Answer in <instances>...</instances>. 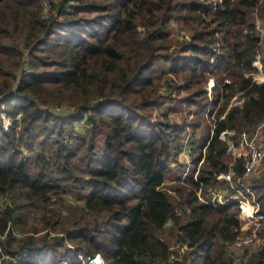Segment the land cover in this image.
Returning <instances> with one entry per match:
<instances>
[{
	"label": "trees",
	"instance_id": "1",
	"mask_svg": "<svg viewBox=\"0 0 264 264\" xmlns=\"http://www.w3.org/2000/svg\"><path fill=\"white\" fill-rule=\"evenodd\" d=\"M43 3L0 0V248L15 252L0 264H81L77 255L96 254L107 264H264L263 221L245 232L262 227L258 248L242 246L237 259L238 203L203 204L195 192L230 169L234 183L244 176L245 156L229 165L219 135L233 131L237 148L264 121L251 20L264 18V4L47 0L44 12ZM172 23L189 37L172 44ZM162 61L180 78L167 80L168 95L155 80ZM235 94L242 104L228 107ZM165 102L181 124L168 111L153 120ZM183 146L191 175L170 194L164 176ZM247 185L264 216V177Z\"/></svg>",
	"mask_w": 264,
	"mask_h": 264
},
{
	"label": "rangeland",
	"instance_id": "2",
	"mask_svg": "<svg viewBox=\"0 0 264 264\" xmlns=\"http://www.w3.org/2000/svg\"><path fill=\"white\" fill-rule=\"evenodd\" d=\"M53 1H57V0H53ZM199 1H203L204 3L206 4H210L212 3L213 5L214 4H217L219 0H199ZM260 3L264 4V0H259ZM45 3H43L44 5V12L48 11V4H47V0H45ZM251 20L255 23L256 25V34L259 36L260 38V49L257 50V54L255 56V59L253 62H255L253 64V67L256 69V72L253 73V77H254V80L257 81V82H261V81H264V18H259L258 15H257V12L255 11V14L251 17ZM189 33L186 32L181 25L179 24H176V23H172L171 25V34H170V38L172 40V44H175L177 41H181L182 39L184 38H188L189 37ZM171 66L170 63H166V62H159L157 64V67H156V75H155V80L158 82V84L161 86L160 90L162 91L163 95H168V90L167 88L165 87L166 85V82L168 80L169 83H171L170 81L172 82H175V83H180V78L178 79H172L171 77L172 76H169V67ZM209 84H212V86L210 87ZM215 83L212 80L208 81L205 86L203 87V89L206 91V96L207 97H212V92H213V89H214V86ZM166 88V89H165ZM172 97H175V94L173 93L172 94ZM244 98L240 97L238 94H235L230 102H229V105L228 107H231V106H238V105H241ZM174 103H170V102H165V104H162L160 107H155L152 109L151 111V114H152V117H153V120H156V119H160L161 118V114H163L165 111H168L167 112V116L169 119L171 120H174L177 124H181V116L179 115V113H172V111H169L170 109H172L174 107ZM65 108V107H63ZM3 121L5 122V124L8 123V121L6 119H3ZM233 132V131H232ZM234 133V132H233ZM242 141H246V143L248 142H252L254 144V147L257 148V149H261L264 153V121L263 123L260 124V126L256 127L251 133H246V132H243L240 136H239V144H238V147L237 148H234L235 150V153L236 155H233L232 153L230 154H226V159L225 161L230 165L232 164L235 159L237 158L236 156L239 155L240 153H242L244 156H247L249 154V152L246 150V146L244 145L245 142H242ZM225 142V141H224ZM184 146L182 147V149L180 150L179 152V155H178V159H179V162L180 163H184L185 164V169L182 170L184 167L180 165L179 162H173L170 166V169L169 171L165 174L164 176V182H163V185H162V189L164 191H166L167 193H170L172 194V190L173 188L179 186V185H182L183 184V181L185 179H187V177H189V175H191V167H190V164L189 162L186 161V158L183 156V154H188L185 150H183ZM189 158L192 160V155L191 154H188ZM199 167V166H198ZM197 171V170H196ZM198 173V171H197ZM264 161H263V164L259 167L258 169V174H256V177L255 178H260L261 176L264 177ZM263 174V175H262ZM254 179V178H253ZM213 185H210L209 187H211ZM227 191L226 193L227 194H230L233 190V188L230 187V185L228 184L227 185ZM197 197V196H196ZM66 199L68 201H71L75 204H78L77 200H75L72 195H67L66 196ZM197 199L200 201V199L197 197ZM253 200H254V197H253ZM253 200H252V205L256 206L254 203H253ZM201 203H203L202 201H200ZM80 204V203H79ZM205 204V203H203ZM238 216L240 218V221H241V226H242V235L244 236L241 240V243L240 242V245L238 246H232V251L235 255V257L238 259L241 255H242V246H245L247 247L250 251H255V249L258 248V246L260 245L261 243V240L257 239L256 238V232L261 230V226H256L253 230H251V236H246L245 232L247 231V229L250 227L251 224L254 223V220L253 218H248V217H244L241 215L240 213V207L238 205ZM256 209H257V206H256ZM257 212V211H256ZM259 221H263L262 223H264V219L262 220H259ZM170 225L167 226V230H166V233H168L170 227ZM68 247H72V245L70 244H67ZM9 258H12L13 257H10L8 255V257L6 258L9 259ZM68 259H66L65 261H67ZM63 262V261H62ZM60 264V262H59Z\"/></svg>",
	"mask_w": 264,
	"mask_h": 264
},
{
	"label": "built area",
	"instance_id": "3",
	"mask_svg": "<svg viewBox=\"0 0 264 264\" xmlns=\"http://www.w3.org/2000/svg\"><path fill=\"white\" fill-rule=\"evenodd\" d=\"M256 62V61H255ZM253 62V64L255 63ZM255 65V64H254ZM211 87L212 84H209ZM243 100V99H242ZM263 123V122H262ZM234 133L232 131H224L221 132L219 135V139L222 141H225L227 144V154H233L236 155L233 141L231 140V137ZM241 140V139H240ZM242 141V140H241ZM245 142L246 150L249 152L247 156L244 158V176L243 178H238L236 183L233 182V176L234 173L230 169L226 174H219L216 176L217 183L213 184L211 187H204L200 186L195 192L196 196L205 204L216 206V205H223L230 202H237L240 207V213L244 217L253 218L254 220H262L264 219V216H257L256 215V206L252 205L253 200V193L248 189V185L244 182V177L246 175H249L250 173L258 174L259 167L263 164L264 161V153L261 149H257L254 147V144L250 141L246 143ZM188 154L189 153V146H185L183 148ZM188 154H183V156L186 158V161L191 162V159L189 158ZM198 171V166L196 168ZM193 173L192 177L193 179H197V171ZM227 182L231 188H233L232 192L230 194H227V188H221L218 182ZM235 184H238L240 188L236 187ZM247 194H245L243 192ZM0 238L3 239L4 235H0ZM240 245V242H234L233 246ZM71 250H73V247H71ZM0 260L6 259L8 257V254H4L1 251L0 248ZM77 258L79 259V262L81 264H107L106 261L99 255L96 254L94 256H88V255H77ZM12 259V258H9ZM60 264H67V261L60 262Z\"/></svg>",
	"mask_w": 264,
	"mask_h": 264
},
{
	"label": "crops",
	"instance_id": "4",
	"mask_svg": "<svg viewBox=\"0 0 264 264\" xmlns=\"http://www.w3.org/2000/svg\"><path fill=\"white\" fill-rule=\"evenodd\" d=\"M264 75V74H263ZM231 165V164H230ZM264 174V173H263ZM262 174V175H263ZM256 177V174H254V173H250L249 175H246L245 177H244V182L247 184L248 182H249V180L250 179H253V178H255Z\"/></svg>",
	"mask_w": 264,
	"mask_h": 264
},
{
	"label": "water",
	"instance_id": "5",
	"mask_svg": "<svg viewBox=\"0 0 264 264\" xmlns=\"http://www.w3.org/2000/svg\"><path fill=\"white\" fill-rule=\"evenodd\" d=\"M10 257H14L15 252L14 251H7L6 252Z\"/></svg>",
	"mask_w": 264,
	"mask_h": 264
}]
</instances>
